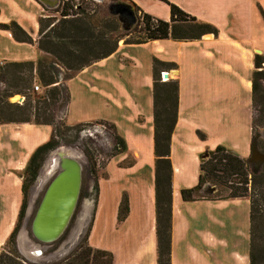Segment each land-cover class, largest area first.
I'll use <instances>...</instances> for the list:
<instances>
[{
    "label": "crops",
    "instance_id": "0c3cea01",
    "mask_svg": "<svg viewBox=\"0 0 264 264\" xmlns=\"http://www.w3.org/2000/svg\"><path fill=\"white\" fill-rule=\"evenodd\" d=\"M153 18L142 0H124ZM216 35L118 43L115 52L67 82L65 122L104 121L124 150L105 159L97 173L96 197L87 201L89 246L109 252L112 264H155L152 151V62L172 63L177 83L176 119L169 142L171 166L169 264H249L247 199L184 202L179 191L196 185L199 159L221 146L247 159L251 144L253 56H264V0H166ZM46 7L39 0H0V24L16 22L32 38ZM167 21L168 11L160 18ZM34 44L15 42L0 29V61H34ZM51 134L48 125L0 124V247L16 222L21 173L33 150ZM202 135V138L198 137ZM126 200L119 220L118 207Z\"/></svg>",
    "mask_w": 264,
    "mask_h": 264
},
{
    "label": "trees",
    "instance_id": "16d2710c",
    "mask_svg": "<svg viewBox=\"0 0 264 264\" xmlns=\"http://www.w3.org/2000/svg\"><path fill=\"white\" fill-rule=\"evenodd\" d=\"M156 1L167 7V21L153 18L134 6L138 13L137 22L130 31L121 34L115 17L100 14L97 10L90 13L86 11V7H81L80 3L71 4L72 0H65L60 8L58 6L52 10L58 17H38L35 49L40 55L34 61H0V124L32 123L52 127L49 139L33 150L24 167L21 176V203L14 227L5 242L8 250L0 251V264H112L109 252L89 246L87 236L90 222L80 241L70 252L49 262L29 263L23 260L15 249V234L24 215L28 189L35 181L47 154L56 149L63 139V130L59 128L68 125L65 122L68 99L66 82L72 76L84 67L111 55L119 41H122V44L135 45L166 39L191 41L205 34L216 35V30L211 25L196 21L166 0ZM0 29L8 31L15 42L33 44L31 36L12 20L0 24ZM131 35L133 39L129 40ZM263 63V55L253 56L251 106L258 116L251 119V144L254 137L253 124L257 122L264 129V86L261 85V80H264V69L261 67ZM173 67L172 63L157 60L152 62L155 264H169L171 198L169 142L176 119L177 83L174 80L161 82L159 71ZM33 80L41 88L40 92L31 90ZM13 95L23 96L22 103H10L8 99ZM92 123L101 125L108 133L110 150L104 154L105 159L124 150L123 141L115 134L111 124L104 121ZM86 124L89 123L63 128L73 129L76 140L78 133ZM198 137L202 138V135L198 134ZM257 149L264 155V142H257ZM83 151L87 157L90 186L81 185L77 202L88 195L92 196V201L95 200L97 173L100 168L97 165V158L93 157V151L97 154L101 151H90L85 147ZM205 153L207 156L199 159L196 185L180 190L181 200L191 202L198 199L199 191L204 184L214 188L209 200L247 199L248 262L264 264V163L251 167L247 159H241L221 146H216ZM125 213L126 200L122 198L118 207V219L121 220ZM61 237L51 245L61 240Z\"/></svg>",
    "mask_w": 264,
    "mask_h": 264
},
{
    "label": "rangeland",
    "instance_id": "374dc122",
    "mask_svg": "<svg viewBox=\"0 0 264 264\" xmlns=\"http://www.w3.org/2000/svg\"><path fill=\"white\" fill-rule=\"evenodd\" d=\"M65 0H58L57 7L61 6V3ZM116 1H123V0H72L71 4H81V7H86V11L93 12L94 10H97L100 14H106L107 13V7L113 2ZM140 1V0H139ZM125 2V1H123ZM126 3V2H125ZM127 4V3H126ZM141 5L149 12H152L155 14L156 18H160V16H163V14L166 12V6L162 4L161 2H158L156 0H142ZM53 9L46 8L43 12L40 13L39 17H58L57 13L52 12ZM135 18L137 19L138 13L135 10V8H132ZM38 19V18H37ZM120 30V26H119ZM122 34V33H121ZM37 32L33 36V44L34 47H36L37 42ZM133 39V35L129 37V40ZM122 43V41H119ZM118 42V43H119ZM36 51V58L40 55V53L35 49L34 54ZM35 58V59H36ZM26 61V60H22ZM262 69H264V63L261 64ZM61 70V69H59ZM167 72V71H163ZM167 77L164 78V81H167ZM261 85L264 86V80H261ZM40 92V91H39ZM24 97L20 95H13L11 96L8 101L10 103H16L20 104L22 103ZM257 108V107H254ZM251 113L252 118L255 119L258 116V113H256L255 110H252L251 106ZM32 124V123H30ZM259 123L253 124V141L255 145L257 146V142H264V129L259 126ZM65 127H71L70 125H64ZM62 125L59 129L63 130L64 135L62 136L63 139L60 140V145L58 147H67L71 148V150L77 154V159L79 160L81 164V185L82 187H87V184L90 186L89 177H88V166H87V157L83 151L84 147L88 148L90 151L97 150L101 151V153H96L93 151V157L97 158L98 162L97 165L101 166V163L105 160L104 154L108 153L109 148V141H108V133L104 130V128L99 124L89 123L84 125V127L81 129V131L78 133V137L75 140L74 138V130L73 129H65ZM52 131V127L49 126ZM91 140L92 142L90 143ZM69 142V144H64V142ZM57 147V148H58ZM258 150V149H257ZM49 153L45 157L44 161L42 162L40 169L38 170L37 177L33 184L28 189V197H27V203L24 211L23 218L19 224L18 230L15 234V249L17 253L20 255V257L23 258L26 262L29 263H36V262H49L52 260L57 259L58 257L66 255L70 250L80 241L81 237L83 236L85 230L88 226V220H84L83 213L84 208L86 206V200L92 201V196L89 195L87 197H82L76 204L74 213L71 217V220L66 228V230L63 233V236L61 237V240L51 244H39L37 243L30 235L29 231V225L30 221L32 219L33 213L38 205V202L41 198L42 192L47 185L48 181L50 180L51 173L48 175V168H47V157ZM248 159V158H247ZM248 163V162H247ZM264 163V162H263ZM263 163H248L249 166L253 167V165L263 164ZM24 170V169H23ZM22 176V172H20ZM22 180V177H21ZM80 185V187H81ZM205 185V184H204ZM211 188H213L211 186ZM88 189V188H87ZM214 191V188L211 192ZM212 194L208 197L210 198ZM19 234L22 236V242L21 245L16 243V238L19 236ZM31 247H35L37 251H39L37 255V260H34L26 257L25 255H31ZM8 250V247L5 246V244L0 247V251Z\"/></svg>",
    "mask_w": 264,
    "mask_h": 264
},
{
    "label": "water",
    "instance_id": "95a60500",
    "mask_svg": "<svg viewBox=\"0 0 264 264\" xmlns=\"http://www.w3.org/2000/svg\"><path fill=\"white\" fill-rule=\"evenodd\" d=\"M39 1L49 9L58 5V0ZM123 1L108 5L106 13L118 21L119 33H127L137 22L132 10L134 6ZM163 77H166V73ZM206 156L205 153L202 158ZM247 162H264V155L257 150L254 141ZM47 168L51 172L50 180L42 192L29 225L31 237L39 244H51L62 236L74 213L81 185V164L71 148L58 147L51 151L47 157ZM21 242L22 236L19 234L16 243L21 245ZM30 249L32 254L25 256L39 259V251L35 247Z\"/></svg>",
    "mask_w": 264,
    "mask_h": 264
},
{
    "label": "built area",
    "instance_id": "2783aa9c",
    "mask_svg": "<svg viewBox=\"0 0 264 264\" xmlns=\"http://www.w3.org/2000/svg\"><path fill=\"white\" fill-rule=\"evenodd\" d=\"M164 73H166V72H160V74H159V79L161 82H164V77H163ZM31 90L34 92H39L41 90V88L39 87V85L37 84V82L35 80H33V82H32Z\"/></svg>",
    "mask_w": 264,
    "mask_h": 264
},
{
    "label": "bare ground",
    "instance_id": "6f19581e",
    "mask_svg": "<svg viewBox=\"0 0 264 264\" xmlns=\"http://www.w3.org/2000/svg\"><path fill=\"white\" fill-rule=\"evenodd\" d=\"M44 1H48V0H44ZM166 74H167V73H166ZM166 77H167V75H166ZM47 171H48V173H47V174L49 175L51 172H50V170H49V169H48Z\"/></svg>",
    "mask_w": 264,
    "mask_h": 264
}]
</instances>
